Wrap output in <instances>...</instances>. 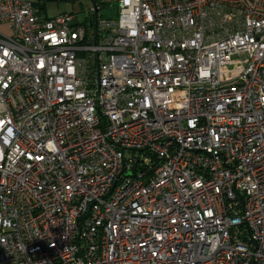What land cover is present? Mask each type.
I'll list each match as a JSON object with an SVG mask.
<instances>
[{"label":"built area","instance_id":"built-area-1","mask_svg":"<svg viewBox=\"0 0 264 264\" xmlns=\"http://www.w3.org/2000/svg\"><path fill=\"white\" fill-rule=\"evenodd\" d=\"M87 13L0 0V264H264V0Z\"/></svg>","mask_w":264,"mask_h":264},{"label":"rangeland","instance_id":"rangeland-1","mask_svg":"<svg viewBox=\"0 0 264 264\" xmlns=\"http://www.w3.org/2000/svg\"><path fill=\"white\" fill-rule=\"evenodd\" d=\"M93 6V0H48L45 3L46 14L52 17L61 12L73 13L80 23L88 18L87 11ZM107 10L101 9V14H107ZM7 32L6 27H0Z\"/></svg>","mask_w":264,"mask_h":264},{"label":"trees","instance_id":"trees-1","mask_svg":"<svg viewBox=\"0 0 264 264\" xmlns=\"http://www.w3.org/2000/svg\"><path fill=\"white\" fill-rule=\"evenodd\" d=\"M33 1V5L36 9H38L39 11L46 13V8H45V3L48 0H32Z\"/></svg>","mask_w":264,"mask_h":264},{"label":"water","instance_id":"water-1","mask_svg":"<svg viewBox=\"0 0 264 264\" xmlns=\"http://www.w3.org/2000/svg\"><path fill=\"white\" fill-rule=\"evenodd\" d=\"M94 17H96V14L94 15Z\"/></svg>","mask_w":264,"mask_h":264}]
</instances>
